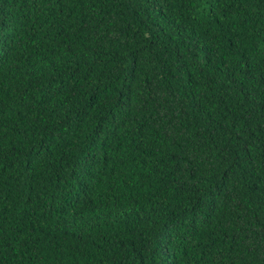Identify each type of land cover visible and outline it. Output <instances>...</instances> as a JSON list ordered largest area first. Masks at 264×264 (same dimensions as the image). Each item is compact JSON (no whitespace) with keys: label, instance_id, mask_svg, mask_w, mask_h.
Wrapping results in <instances>:
<instances>
[{"label":"trees","instance_id":"obj_1","mask_svg":"<svg viewBox=\"0 0 264 264\" xmlns=\"http://www.w3.org/2000/svg\"><path fill=\"white\" fill-rule=\"evenodd\" d=\"M0 264H264V0H0Z\"/></svg>","mask_w":264,"mask_h":264}]
</instances>
